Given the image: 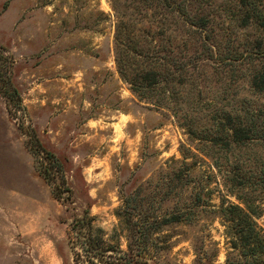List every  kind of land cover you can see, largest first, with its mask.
Here are the masks:
<instances>
[{"label": "rangeland", "instance_id": "374dc122", "mask_svg": "<svg viewBox=\"0 0 264 264\" xmlns=\"http://www.w3.org/2000/svg\"><path fill=\"white\" fill-rule=\"evenodd\" d=\"M116 20L111 0H0V264H72L66 232L87 203L145 264H224L219 208L236 199L213 163L223 151L130 90L114 61ZM246 74L244 64L198 61L180 112L207 134L239 98L263 102ZM46 152L62 161L59 189L40 171ZM238 153L264 158V143ZM177 168L191 180L174 178ZM126 197L130 225L116 215ZM178 209L187 219L164 222Z\"/></svg>", "mask_w": 264, "mask_h": 264}, {"label": "trees", "instance_id": "16d2710c", "mask_svg": "<svg viewBox=\"0 0 264 264\" xmlns=\"http://www.w3.org/2000/svg\"><path fill=\"white\" fill-rule=\"evenodd\" d=\"M111 2L117 17L113 43L120 77L139 100L146 99L154 107L172 112L190 136L207 140L223 151L224 156H214L213 163L218 169L224 166V182L236 199L223 201L219 208L229 248L224 264H264V158L238 153L254 143H264V101L239 98L240 107L221 109V116L216 114L209 124L210 132L202 134L201 128L180 112L178 96L181 87L194 85L200 60L244 64L251 91L264 92V0ZM225 38L232 43L229 55L219 48ZM46 155L49 165L40 171L59 189L58 180L65 184L62 161L52 152ZM172 173L182 184L192 178L188 168ZM124 207L116 215L124 225H130L127 197ZM183 218L187 219L178 209L163 219ZM126 228L133 237L135 228ZM117 232L114 227L107 235L87 203L82 213L72 218L66 232L72 264H145L143 251L135 250L132 243L123 249Z\"/></svg>", "mask_w": 264, "mask_h": 264}]
</instances>
